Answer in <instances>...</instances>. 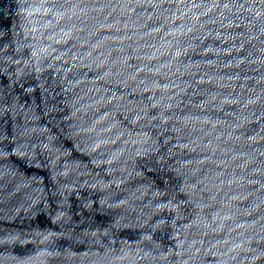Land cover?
<instances>
[{"label": "water", "instance_id": "95a60500", "mask_svg": "<svg viewBox=\"0 0 264 264\" xmlns=\"http://www.w3.org/2000/svg\"><path fill=\"white\" fill-rule=\"evenodd\" d=\"M0 264H264V0H0Z\"/></svg>", "mask_w": 264, "mask_h": 264}]
</instances>
